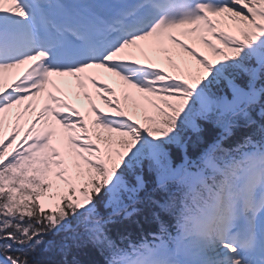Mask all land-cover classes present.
I'll use <instances>...</instances> for the list:
<instances>
[{
  "label": "snow or ice",
  "instance_id": "6c2138e0",
  "mask_svg": "<svg viewBox=\"0 0 264 264\" xmlns=\"http://www.w3.org/2000/svg\"><path fill=\"white\" fill-rule=\"evenodd\" d=\"M53 76L91 82L111 111L92 102L90 127L48 92L22 127L49 85L64 91ZM202 124L219 129L210 143ZM145 170L160 199L141 198ZM138 215L159 225L151 241H131ZM87 249L104 264H264V0H0V264H94Z\"/></svg>",
  "mask_w": 264,
  "mask_h": 264
},
{
  "label": "trees",
  "instance_id": "16d2710c",
  "mask_svg": "<svg viewBox=\"0 0 264 264\" xmlns=\"http://www.w3.org/2000/svg\"><path fill=\"white\" fill-rule=\"evenodd\" d=\"M216 135V130L212 127H210L209 124H206L205 125V133H204V139H208V140H212L213 137ZM199 147H203V145H200ZM194 149H198V147H194ZM145 180H148V183H150L151 181L148 179V172L147 170H145ZM147 184V182H146ZM78 259L82 260V261H85V262H88V261H92L94 262V264H102V260L100 259L99 255L96 253L95 250H92V249H87L83 252H81L79 254V256L77 257ZM63 258L60 256V257H57L55 258V260L57 261H61Z\"/></svg>",
  "mask_w": 264,
  "mask_h": 264
},
{
  "label": "rangeland",
  "instance_id": "374dc122",
  "mask_svg": "<svg viewBox=\"0 0 264 264\" xmlns=\"http://www.w3.org/2000/svg\"><path fill=\"white\" fill-rule=\"evenodd\" d=\"M136 96L137 98L139 99L141 96H140V93H136ZM143 100H140L139 102H142ZM131 103V102H129ZM142 110H140L137 115L141 117V120H142V113H141ZM9 132L6 130V134H8Z\"/></svg>",
  "mask_w": 264,
  "mask_h": 264
},
{
  "label": "bare ground",
  "instance_id": "6f19581e",
  "mask_svg": "<svg viewBox=\"0 0 264 264\" xmlns=\"http://www.w3.org/2000/svg\"><path fill=\"white\" fill-rule=\"evenodd\" d=\"M140 43H143V42H140ZM13 71V70H12ZM101 76H103V74L101 73ZM106 80V79H105ZM12 124V122H10Z\"/></svg>",
  "mask_w": 264,
  "mask_h": 264
}]
</instances>
